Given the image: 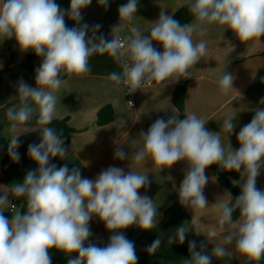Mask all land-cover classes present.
Here are the masks:
<instances>
[{
	"label": "clouds",
	"instance_id": "obj_1",
	"mask_svg": "<svg viewBox=\"0 0 264 264\" xmlns=\"http://www.w3.org/2000/svg\"><path fill=\"white\" fill-rule=\"evenodd\" d=\"M97 2L107 8L110 0ZM91 3L70 0L64 10L55 0H0V41L15 39L22 52L33 51L42 60L36 69V86L20 81L18 104L5 112L6 134L24 127L20 134L39 131L40 142L30 144L27 150L37 168L29 170L22 182L0 186V264H52L53 249L69 257L67 264H137L134 242L124 230L131 226L152 230L159 213L155 200L139 191L150 186L148 173L129 165L149 162L159 173L178 162L186 164L178 195L181 206L193 213V225L209 206L204 195L209 181L206 169L215 164L224 171L239 173L240 181L233 184L240 186V194L233 198L225 192L212 204L218 216L216 229L201 233L181 224L167 244H183L187 234L195 232L213 244L211 254L205 251L206 244L197 250L196 242L190 241V258L182 264H212L213 258L223 259L233 252L249 264H259L264 258V190L256 183L264 170V108H256L251 121L240 128L238 149L229 140L226 148L221 138L222 132L228 137L235 132L236 115L225 117L221 130L213 132L195 113H184L185 118L180 119L179 110L172 111L167 120L156 119L146 132L128 141L131 154L117 146L114 159L128 160L129 171L109 166L95 179L82 177L79 168L70 170L67 164L57 167L51 163L55 157L64 159L67 149L62 136L49 125L56 116L57 94L67 83L62 76H85L94 55L106 53L115 61L120 71L111 72L107 80L114 87L126 88L127 94L153 85L162 91L169 84L192 77L193 67L207 50L206 41H194L193 34L203 35L208 25L231 30L244 44L260 41L264 37V0H186L193 22L181 24L161 9L148 35L134 27L122 37L139 7V0H127L118 8L119 23L112 27L111 39L97 37L101 25L93 26L89 36V26L81 24V12ZM66 15L76 26H67ZM234 79L232 73L223 71L218 81L222 96L235 90ZM260 103L264 104V99ZM33 118L40 127L29 130L25 126ZM20 134L8 144L9 156L16 162L20 159ZM10 196L23 198L26 210L14 211ZM6 209L11 211V218L5 216ZM94 216L112 233L106 246L86 244ZM161 243V238L155 239L147 252L155 254Z\"/></svg>",
	"mask_w": 264,
	"mask_h": 264
},
{
	"label": "crops",
	"instance_id": "obj_2",
	"mask_svg": "<svg viewBox=\"0 0 264 264\" xmlns=\"http://www.w3.org/2000/svg\"><path fill=\"white\" fill-rule=\"evenodd\" d=\"M61 9L67 10L70 0H55ZM127 3V0H110L109 6L104 8L98 5L97 0L82 10L81 24L89 26L90 36L93 26L101 25L97 37L103 35L111 39V29L119 23L118 8ZM187 7L186 0H139L136 16L122 32V37L131 33V29L138 27L148 35L153 22L158 20L161 9L166 14L175 15L181 8ZM68 27L76 26L75 22L65 16ZM193 22V19L192 21ZM190 22V23H191ZM193 40L206 41L207 50L201 61L192 69V77L181 79L175 84H169L162 91L157 86L145 87L136 99V105H127L123 86L114 87L107 80L113 71H120L119 66L108 54H97L90 58V72L83 77L62 78L67 80L60 93L56 105L54 120H67L74 130L69 145H64L67 153L64 159L52 158L51 163L57 167L65 164L69 169L79 168L82 177L95 179L96 176L109 166L124 168L129 171L128 160L114 159L117 146L127 147L128 141L137 138L141 131H147L150 125L158 118L167 120L172 111L177 108L172 103L173 93L177 85L186 82L185 113H195L206 121L205 127L213 132L221 130L223 119L228 115H236L235 132L229 137L221 133L222 141L227 148L228 140L234 149L239 148L237 134L241 127L251 121L256 108H264L261 100L264 99V37L260 41L241 43L231 30H225L216 24L208 25L203 35L199 32L193 34ZM15 39L0 41V68L3 70L0 81V125L3 131L8 127L5 117L7 107L18 104L17 86L20 81L35 87L36 69L42 61L32 60L24 62L26 54L14 43ZM13 43L12 47L10 45ZM154 46L162 51L158 44ZM223 71L232 73L235 77L233 87L235 90L227 96L219 93L218 81ZM105 107L113 110V120L105 125H98V114ZM139 116V120L135 121ZM180 118V116H179ZM29 130L40 126H25ZM24 131V127L15 132L9 131L5 138L9 142L14 135ZM20 146L17 151L20 159L25 164V169L34 170L37 165L28 156V146L40 142L39 131H29L19 135ZM130 167L141 173H148L150 186L141 188L140 194L147 195L155 200L158 205V223L152 230H142L131 226L124 230L125 235L131 234L134 242L137 264H163V258L179 248L195 241L197 250L201 244H206L205 251L211 254L213 244L203 235L189 232L183 244H167L168 237L176 231L181 224H185L193 231L197 228L201 233H207L217 228L218 216L214 211V204L218 196L229 192L222 187L214 176V172L207 168L206 175L209 181L204 188L209 206L203 210L202 217L198 218L195 225L191 224L193 213L179 203L178 188L182 182L186 164L176 163L171 169H164L160 173L152 167L151 163L133 165ZM220 171L218 165H216ZM171 177V179H169ZM0 186H7L2 181V168L0 164ZM256 187L264 190V170L257 178ZM12 197L10 196V199ZM17 209V208H16ZM17 211V210H15ZM4 214H7L4 212ZM92 240L89 243L104 246L109 241L112 233L106 230L104 224L93 217L89 222ZM161 238V247L155 254L147 252V247ZM63 255L68 259L64 253ZM74 255V254H73ZM190 258V254L186 259ZM52 264H58V257L51 252ZM212 264H249V261L237 252L223 259L213 258ZM264 264V258L259 261Z\"/></svg>",
	"mask_w": 264,
	"mask_h": 264
},
{
	"label": "trees",
	"instance_id": "obj_3",
	"mask_svg": "<svg viewBox=\"0 0 264 264\" xmlns=\"http://www.w3.org/2000/svg\"><path fill=\"white\" fill-rule=\"evenodd\" d=\"M174 18L179 20L181 24L190 23L193 19L191 13L188 10V7L181 8L175 15ZM16 43V41H14ZM13 43L10 45L11 48ZM32 60H39L42 61L40 57H38L33 51H29L24 59V62L32 61ZM3 70L0 68V81L2 78ZM63 77V76H62ZM186 90L187 84L186 82H181L177 85L173 97L172 103L180 112V119L185 118L184 113L185 111V97H186ZM113 120V110L110 107H105L102 109L98 114V125H105ZM26 126H39L36 123L35 118H33ZM58 135H61L64 140V145H69L71 140V135L74 130L69 126L67 120H54L51 125ZM9 142L3 135V127L0 125V164L2 168V181L7 184H13L16 182H22L24 176L26 175L27 171L25 169V164L19 160L18 162L13 161L9 153L7 152ZM214 172V176L218 183L228 190L232 197L235 198L240 194V186L234 185L233 181H240L239 173L235 171H220L218 167L214 164L208 167ZM17 201L20 202V206L17 207V212L26 210V202L23 198H16ZM8 218H11L12 214L8 213L5 214ZM238 217V212L234 214V218ZM125 235V234H124ZM130 241L131 234L125 235ZM93 236L89 238V243L92 240ZM108 242L104 243V246L107 245ZM51 252L55 253L58 257V264H67V258L63 255L62 252H58L55 249L51 250ZM188 245H185L175 252L171 253L170 255L163 258V264H182V260L186 259L189 255ZM75 255V254H74ZM145 264H150L147 261Z\"/></svg>",
	"mask_w": 264,
	"mask_h": 264
},
{
	"label": "built area",
	"instance_id": "obj_4",
	"mask_svg": "<svg viewBox=\"0 0 264 264\" xmlns=\"http://www.w3.org/2000/svg\"><path fill=\"white\" fill-rule=\"evenodd\" d=\"M124 88V87H123ZM141 90H137L136 92L132 93V94H127V89L124 88V96H125V100H126V103L128 106H130V102H131V107H134L136 105V99H137V96L139 95ZM7 152H8V148H7ZM16 206L14 208V211L16 210ZM10 214L11 211L8 210Z\"/></svg>",
	"mask_w": 264,
	"mask_h": 264
},
{
	"label": "water",
	"instance_id": "obj_5",
	"mask_svg": "<svg viewBox=\"0 0 264 264\" xmlns=\"http://www.w3.org/2000/svg\"><path fill=\"white\" fill-rule=\"evenodd\" d=\"M5 134H6V132L4 130L3 135H5ZM10 200H11L12 205H15L16 207L20 206V202L17 201V199L15 197H12ZM5 213H7V214L9 213L8 209L5 210Z\"/></svg>",
	"mask_w": 264,
	"mask_h": 264
},
{
	"label": "rangeland",
	"instance_id": "obj_6",
	"mask_svg": "<svg viewBox=\"0 0 264 264\" xmlns=\"http://www.w3.org/2000/svg\"><path fill=\"white\" fill-rule=\"evenodd\" d=\"M17 210V209H16Z\"/></svg>",
	"mask_w": 264,
	"mask_h": 264
}]
</instances>
